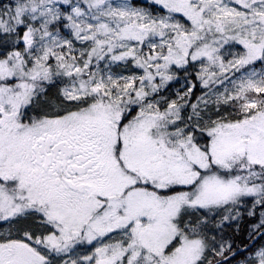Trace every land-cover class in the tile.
Returning a JSON list of instances; mask_svg holds the SVG:
<instances>
[{
	"label": "snow or ice",
	"instance_id": "obj_1",
	"mask_svg": "<svg viewBox=\"0 0 264 264\" xmlns=\"http://www.w3.org/2000/svg\"><path fill=\"white\" fill-rule=\"evenodd\" d=\"M0 264H264V0H0Z\"/></svg>",
	"mask_w": 264,
	"mask_h": 264
}]
</instances>
